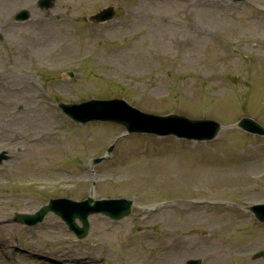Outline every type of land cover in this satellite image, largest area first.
<instances>
[{
  "label": "rangeland",
  "instance_id": "374dc122",
  "mask_svg": "<svg viewBox=\"0 0 264 264\" xmlns=\"http://www.w3.org/2000/svg\"><path fill=\"white\" fill-rule=\"evenodd\" d=\"M37 1L0 0V155L10 158L0 163V264H264V223L246 206L264 202V136L235 126L245 116L264 125V0H52L48 10ZM109 6L115 23L92 19ZM24 9L31 17L16 20ZM109 98L223 126L187 151L103 115L71 125L54 106ZM92 155L97 187L78 165ZM89 194L133 198V212L91 216L83 240L52 213L32 228L13 221L49 197ZM184 205L206 211L183 214Z\"/></svg>",
  "mask_w": 264,
  "mask_h": 264
},
{
  "label": "water",
  "instance_id": "95a60500",
  "mask_svg": "<svg viewBox=\"0 0 264 264\" xmlns=\"http://www.w3.org/2000/svg\"><path fill=\"white\" fill-rule=\"evenodd\" d=\"M100 103H105V102H96V101L91 102L92 106H96L98 108ZM120 103L122 106L118 109V113L111 117L113 120L123 121L122 119H119L118 116L127 117L129 113L138 117L145 118L142 121L141 125H136L132 117H130V119H128L127 121L124 120L123 122L126 121L125 123L129 130L135 129L138 131H146V132L157 131L160 133L173 132V133H179L180 135L183 136L194 137L198 139L211 138L215 135L217 130V127L209 125L206 121H192L184 117L172 116V115L169 118L159 117V116L143 113L140 110L136 109L135 107L128 106L125 102L121 101ZM85 114L93 116L87 111L85 112ZM174 119L179 121L180 123L168 122L164 124L163 128L168 130L155 129L158 124L157 120L173 121ZM239 125L248 130L250 129L252 131L263 132L260 125L251 119H243L239 123ZM202 128H203L202 132L200 134H197V131ZM91 202L92 199L90 198L86 202V206H82L76 202H71L70 205L67 203L66 205H63V207H60L59 205H55V206L50 205L45 207L38 214H36L35 217L24 216V218L27 219L28 224L35 223L37 221L42 220L45 214L50 210H52L53 208L70 225V228L74 229L80 238H83L88 234L90 228L88 221L89 215L98 214L102 212L113 218L120 219L129 216L131 212L132 201L129 200H125V199L101 200V201H95L93 205L89 204ZM77 217L81 219V222L84 225L83 228H80L76 223Z\"/></svg>",
  "mask_w": 264,
  "mask_h": 264
},
{
  "label": "bare ground",
  "instance_id": "6f19581e",
  "mask_svg": "<svg viewBox=\"0 0 264 264\" xmlns=\"http://www.w3.org/2000/svg\"><path fill=\"white\" fill-rule=\"evenodd\" d=\"M72 37V36H70ZM46 143H52V136L51 134H47L46 133V138L44 140ZM203 176H207V174H209V172H204V173H201ZM181 209L183 211V214H189L191 215L192 213L194 212H204L206 211V207L203 206V207H193V206H190V205H184V206H181ZM169 209H164V210H161L162 211H168Z\"/></svg>",
  "mask_w": 264,
  "mask_h": 264
}]
</instances>
